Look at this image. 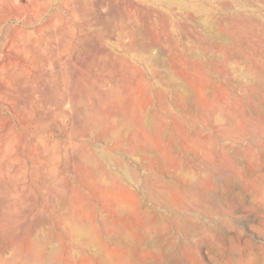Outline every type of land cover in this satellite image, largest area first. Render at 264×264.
<instances>
[{"label": "rangeland", "instance_id": "374dc122", "mask_svg": "<svg viewBox=\"0 0 264 264\" xmlns=\"http://www.w3.org/2000/svg\"><path fill=\"white\" fill-rule=\"evenodd\" d=\"M151 1L0 0V264H264V0Z\"/></svg>", "mask_w": 264, "mask_h": 264}, {"label": "bare ground", "instance_id": "6f19581e", "mask_svg": "<svg viewBox=\"0 0 264 264\" xmlns=\"http://www.w3.org/2000/svg\"><path fill=\"white\" fill-rule=\"evenodd\" d=\"M19 7V5H18ZM21 8V6H20ZM19 9V8H18ZM36 30H37V35L35 36L36 39H39V37H41L42 33L45 32L43 31L44 30V27L43 26H38L36 27ZM20 32V31H19ZM19 34V33H18ZM22 34V33H21ZM45 34H47L45 32ZM1 35V33H0ZM22 36V37H21ZM20 37H14L11 41H10V44L11 46L13 47V49L18 52V54L23 50V60L24 62H26V66H30V67H37V66H40V62H42V59L43 56L41 54V52L39 54H36L37 51L33 50L35 47L33 46V49L31 48L32 45L29 43H27L26 46H24L23 44V48L19 45V43H23L25 41V36L23 37V34L21 35ZM48 36V34L46 35ZM47 38V37H46ZM44 39V38H43ZM24 40V41H23ZM28 40V39H27ZM47 41V40H46ZM28 42V41H27ZM35 42V40H34ZM135 42V41H134ZM31 45L30 46H28ZM49 45V43H48ZM22 48V49H21ZM52 48V47H51ZM13 68V67H12ZM14 71H5L3 70L2 68L0 69V75H2V77L0 78L4 87L6 88L7 90V95L8 96H12V92H11V89L15 86V84L17 83L19 76H21V72H17L16 74L13 73ZM30 73L28 72V75L29 76ZM32 76L34 78H40L42 76V73L41 72H38V73H35V74H32ZM22 77V76H21ZM27 78V77H26ZM42 78V77H41ZM21 79H24V78H21ZM24 82V81H22ZM19 84V83H18ZM37 84V83H36ZM18 86V85H16ZM22 86V85H21ZM22 88V87H21ZM20 89V88H19ZM18 90V89H17ZM73 90V89H72ZM62 92V91H61ZM72 92V91H70ZM70 92L68 90L64 91L62 95L58 96L57 94H53V95H50L49 97L47 96V103H46V110L49 111V118L51 117H61L62 120L65 122V121H70L71 120V112L69 111H66L67 109H69L70 107H72V102H71V98H70ZM76 92V91H75ZM52 93V92H51ZM57 95V96H56ZM4 96V95H3ZM15 97V96H14ZM13 97V98H14ZM34 97V96H33ZM38 97V96H37ZM40 97V96H39ZM16 98V97H15ZM44 98V97H43ZM42 98V99H43ZM46 98V97H45ZM4 99V97H3ZM14 100H18V99H14ZM13 100V101H14ZM40 100V98H39ZM28 101V100H27ZM19 102V101H18ZM22 102V101H21ZM40 102V101H39ZM18 104V103H17ZM16 104V105H17ZM23 104V103H22ZM21 104V105H22ZM38 105V104H37ZM24 106V105H23ZM28 106V105H27ZM52 106H54L55 110L52 108ZM20 107V106H18ZM14 109V108H13ZM17 109V108H15ZM14 109V110H15ZM53 109V110H52ZM44 110V109H43ZM16 111V110H15ZM32 112V111H31ZM19 113V112H18ZM34 113V112H33ZM32 114V113H30ZM73 118V117H72ZM77 118V117H76ZM48 120V119H47ZM39 121V120H38ZM74 121V120H73ZM25 148V152L26 154L29 155V157L31 158H34L38 161H41L43 160V165L44 163L46 162L44 159H45V156L42 154V150H38L37 148L35 147H25V145L23 146ZM41 148V147H40ZM23 151V150H22ZM48 155V154H47ZM17 156V155H16ZM48 157V156H47ZM15 158V157H14ZM20 158V157H19ZM44 158V159H43ZM60 158V157H59ZM70 158V157H69ZM50 159V158H49ZM15 160V159H14ZM13 160V161H14ZM48 160V159H47ZM8 163V162H7ZM10 163V162H9ZM5 165V164H4ZM35 165V164H34ZM40 166V165H39ZM42 166V164H41ZM40 166V167H41ZM38 167V166H37ZM44 167V166H42ZM21 168L22 169H26V166H25V163H23L21 165ZM39 168V167H38ZM49 170V169H48ZM17 171H20L19 169ZM43 172V171H42ZM41 173V172H40ZM35 181V180H34ZM35 183H37V181H35ZM36 197V196H35ZM55 202V201H54ZM45 204V202H44ZM55 207V206H54ZM55 210V209H54ZM41 212V211H40ZM52 213V212H50ZM54 215V214H53ZM77 215V214H76ZM62 219V217H61ZM73 221V220H72ZM65 222V221H63ZM69 223V222H68ZM81 223V222H80ZM82 224V223H81ZM68 225V224H67ZM73 225V224H72ZM72 230V229H70ZM81 231V230H80ZM66 234V233H65ZM58 235V234H57ZM61 236V234H60ZM60 239V238H59ZM61 240V239H60ZM31 243V242H30ZM43 244V243H42ZM44 247V246H43ZM29 249V248H28ZM33 249V248H32ZM35 250V249H34ZM29 251V250H28ZM36 251V250H35ZM27 252V251H26ZM28 253V252H27ZM38 253H39V250H38ZM52 253V252H51ZM34 254V253H33ZM32 254V255H33ZM37 255V254H36ZM40 255V253H39ZM35 257V256H34ZM39 258V257H38ZM37 258V260L39 261V259ZM45 259V258H44ZM43 260V259H42ZM40 260V262H45V260ZM33 261H35L33 259ZM29 262V261H28ZM36 263V262H35ZM37 264V263H36ZM39 264V263H38Z\"/></svg>", "mask_w": 264, "mask_h": 264}, {"label": "crops", "instance_id": "0c3cea01", "mask_svg": "<svg viewBox=\"0 0 264 264\" xmlns=\"http://www.w3.org/2000/svg\"><path fill=\"white\" fill-rule=\"evenodd\" d=\"M149 3H150L149 8L152 9L153 12H155L156 11V9H155L156 8V2L149 0Z\"/></svg>", "mask_w": 264, "mask_h": 264}]
</instances>
